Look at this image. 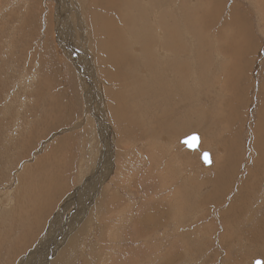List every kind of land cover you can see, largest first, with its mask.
I'll use <instances>...</instances> for the list:
<instances>
[{"label":"rangeland","instance_id":"1","mask_svg":"<svg viewBox=\"0 0 264 264\" xmlns=\"http://www.w3.org/2000/svg\"><path fill=\"white\" fill-rule=\"evenodd\" d=\"M114 1L120 8L128 0ZM135 1L127 3L131 7L123 14L117 6L114 9L106 5L105 0L0 1V264H228L226 257L220 254L223 249L211 245L208 250L203 248V252H197L198 245L193 246L188 237L184 239L177 233L184 231L187 236L195 231L201 236V227L207 220L211 225L214 219L216 222L230 221L236 212L240 216L246 213L249 205L251 215L255 206V216L244 220L254 221L248 226L257 227L264 234V190L261 187L264 167L255 173V178L248 175L254 165L252 141L258 121L261 122L259 129L264 131L262 100H259L262 85L264 94V0ZM136 5L140 13L133 11L137 9ZM159 10L166 13L162 15ZM126 14L130 16L126 18ZM125 18L133 19L129 31L132 36L136 31L138 37L134 38L145 36L156 42L158 28L168 25L175 29L177 41L183 44L181 52L185 56L180 54L185 69L181 80L186 89L181 92L182 89L169 87L168 91L172 90L173 94H169L166 104L168 94L161 97L149 92L146 60L137 59L143 66L135 74V68H129L131 75L116 62L117 71L122 69L118 74L122 75L119 80H110L108 72L114 61L110 57L109 62L102 59L103 53L107 52L99 37L103 31L100 23L115 27L122 22V26ZM229 18L231 25H226L222 31L224 20ZM144 21L148 23L146 29L143 27L146 33L141 37L139 22ZM217 30L222 31L224 37L220 33V40H225L228 46L249 49L243 59L240 57L237 61L235 57L229 59L230 55L221 56L219 50L220 55L215 52L217 43L220 46ZM65 33L69 34L67 45L70 49L62 45L65 39L61 38ZM167 35L164 38L169 39ZM204 44H207L205 49ZM137 47L130 49L132 55H137ZM201 48L205 51L209 48V53L203 54L206 59L199 54ZM121 55L127 61V52ZM152 55V61L157 60L158 53L153 50ZM131 62L135 67L132 59ZM222 62L230 65L229 71L223 72ZM158 76L164 82L168 80L169 85L176 82L173 75L166 80L162 73ZM122 77L130 82L125 79L120 82ZM127 93L131 94L130 98ZM235 95L243 104L233 115L236 119L229 115L224 103L225 100L232 102L233 98H229ZM156 97H160L162 106ZM207 99L215 105H210ZM153 102L158 103V107L166 106L160 109ZM117 109L121 110L120 114H115ZM219 115L222 117L215 118ZM202 116H206L205 122ZM15 118L19 120L16 122ZM6 122L12 127L7 125V128ZM6 131L15 134L9 136L13 145L10 140H5ZM190 133H198L200 137L195 150L187 149L178 141ZM24 139L26 150L24 146L22 152ZM259 144L264 146V140L260 139ZM202 151L209 152L210 164L212 159L214 162L218 159L226 175L233 173L231 184L225 182L227 176L210 174L213 166H205L200 161ZM94 177H98L97 185ZM248 181L253 185L245 188ZM240 182L243 184L238 185ZM45 186L51 188L47 190ZM216 187L231 195L233 193H226L231 187L233 192L244 190V195L238 198L236 194L221 202L217 200ZM86 189L90 194L97 189L92 203L85 200V193L80 194ZM205 196L202 205L206 208L198 207L205 211L195 213L198 201ZM232 199L234 216L225 213L228 212V201ZM180 209L182 215L178 213ZM203 213L213 214V218L206 215L200 218L204 219L202 222L198 217L190 216ZM148 215L157 219L155 225L148 226L151 222ZM139 218L143 220L137 222ZM177 218L183 226L176 229ZM186 218L188 222L184 221ZM246 226L234 222L231 225L234 233L236 227L243 230ZM79 228L81 230L77 231ZM176 230L179 231L175 233ZM221 236L225 240L226 235L218 233L219 247L223 240ZM154 244L157 248L153 251L150 247ZM181 246L186 251L178 253ZM210 255L214 261L208 258ZM256 255L255 258L264 264V255ZM244 259L242 264H250L249 258Z\"/></svg>","mask_w":264,"mask_h":264},{"label":"bare ground","instance_id":"2","mask_svg":"<svg viewBox=\"0 0 264 264\" xmlns=\"http://www.w3.org/2000/svg\"><path fill=\"white\" fill-rule=\"evenodd\" d=\"M1 2H2V0H0ZM74 1V0H73ZM121 1H124V0H120V2ZM136 1H138V0H136ZM136 1H135V3H136ZM140 1H142V0H139V2ZM145 1H147V0H145ZM0 2V3H1ZM78 2V1H77ZM105 2L107 3L106 5H108V6H112V8H114L115 9V7L117 6V4L116 3H114V2H116V1H114V0H105ZM133 2H134V0H133ZM138 2V3H139ZM147 2H150V0H148ZM4 3V2H3ZM127 3H129V4H131V0H128V1H125V5L123 6V7H120V8H118V6H117V9L118 10H121V14H123V12L125 11H127V13H128V11H129V8L131 7L130 5H128ZM137 3V4H138ZM141 3V2H140ZM143 3V2H142ZM156 3H160V2H156ZM185 3V2H184ZM65 4V3H64ZM127 4V5H126ZM151 3H149V5H150ZM25 5V4H24ZM135 5V4H134ZM134 5H132L133 7H134ZM138 5H140V4H138ZM138 5H136V8L137 9H133V11H136V12H139L138 11ZM146 5H147V3H146ZM149 5H148V7H149ZM156 5V4H155ZM1 6H3L2 4H1ZM144 7L143 9L145 10L146 8H145V6L143 5V4H141L140 5V7ZM152 6V5H151ZM163 6H165V5H163ZM153 7V6H152ZM155 7V6H154ZM158 7V6H157ZM176 7V6H175ZM181 7V6H180ZM72 8V7H71ZM132 9V8H131ZM140 9V8H139ZM142 9V8H141ZM140 9V10H141ZM142 9V10H143ZM157 8H155V9H153V10H156ZM159 9H161V7L159 8ZM181 9V8H180ZM1 10V9H0ZM142 10H141V12H142ZM162 10V9H161ZM161 10H159V13L161 12ZM165 10V9H164ZM163 10V11H164ZM162 11V12H163ZM147 12H148V8H147ZM150 12H151V10H150ZM165 12V11H164ZM164 12L163 13H160V14H162V15H164ZM133 13H135V12H133ZM133 13H130V14H133ZM140 13V12H139ZM156 13V12H155ZM158 13V14H159ZM166 13V12H165ZM16 14V13H15ZM130 14H128V16H130ZM142 14H144V12L142 13ZM146 14V13H145ZM159 14V15H160ZM62 15H64V13H62ZM139 14L137 13V16H138ZM157 15V14H156ZM166 15V14H165ZM127 16V14L125 15V17L127 18L128 17ZM134 16V15H133ZM135 16H136V14H135ZM134 16V17H135ZM141 16H143V15H141ZM170 16V15H169ZM140 17V16H139ZM144 17V16H143ZM125 18V19H126ZM130 18V17H129ZM129 18H128V20H129ZM131 18H133V17H131ZM141 18V17H140ZM163 18V17H162ZM125 19H123V20H125ZM135 19V21H136V17L134 18ZM139 19V18H138ZM164 20V22H165V18H163ZM232 19H233V17H232ZM127 19H126V21H123V25L125 24V26H121L120 24L122 23H120V20H119V22L118 23H120V24H117V25H119V26H112V25H110V26H108V25H106V23L103 25V24H101L100 23V25H101V28H102V30L103 31H101L102 32V35H100L99 37L100 38H102V40H101V44H103V47L102 48H104L105 47V50H106V52H107V54L106 53H103V55H102V59H106L105 61H107L108 59H109V57L111 58V60L112 61H114V64H113V67L111 66V70H110V72H108L109 73V77H110V80H115L116 78V80H119L120 79V77H121V75H119L120 74V71L122 70L121 68L120 69H118V70H120V71H117V66L118 65H116V62L118 63H120V67H123V70H127L128 69V74H130L131 75V72H129V68H132V69H134L135 71L133 72L134 74H135V72H136V70L137 69H139V67L141 66V68H142V61L141 60H139V61H137V59H142V60H146V62H145V65H146V69H145V67H144V69L146 70V73L148 74V78H149V82H147L148 84V88H149V92H150V94L152 93L153 94V96L154 95H156L157 94V96H161V95H165V94H168V96L166 95L165 97H167L166 99H165V104H166V102L168 101V99H169V94H171L172 92V90L171 91H168L169 90V87H170V89H176V90H178V89H182V91L181 92H183V82H182V77H183V74H182V71L185 69L184 67H185V62H184V60H183V56H181V54L183 55L184 53H182L183 51H182V46H183V44H182V42H179V41H177V36L175 35V29L174 28H172V27H170V28H172L171 29V31L169 30L170 28L168 27V25H165V26H161L160 25V23H159V25L161 26V28H158V27H160L159 25H157L158 27H156V28H158L159 29V31L156 33V35L158 34L159 35V37H158V40L156 41V42H154V41H152V39H151V41H150V38L148 39L147 37H142L143 35H144V33H146L145 32V29H146V25H147V23H146V21H144V22H139V24L141 25V28H142V34H140L141 35V37L143 38V39H139V38H134L135 36L136 37H138L137 36V34H136V31H134V33H133V36L131 35V33H132V31H129L130 30V27L133 25V24H131V21L133 20H129L128 21ZM142 20H143V18H142ZM141 20V21H142ZM61 21V20H60ZM108 21V20H107ZM138 21V20H137ZM225 21V23H224V26H223V30L222 31H224V28L226 27V25H231V18H229V19H226V20H224ZM65 21H63V23H64ZM125 22V23H124ZM152 22V21H151ZM215 22V21H214ZM109 23H110V20H109ZM150 23V22H149ZM158 23V22H157ZM179 23V22H178ZM166 24H168L167 22H166ZM176 24V23H175ZM233 24H236V21L233 23ZM113 25H115V24H113ZM149 25V24H148ZM150 25H152V24H150ZM155 25V24H154ZM171 25H172V23H171ZM171 25H169V26H171ZM174 25V24H173ZM204 25V24H203ZM73 26V25H72ZM121 26V27H120ZM118 27V28H117ZM139 27V26H138ZM143 27L145 28V29H143ZM153 27V26H152ZM167 28H168V31H167ZM207 28V27H206ZM140 29V28H139ZM153 29H155L154 27H153ZM121 30L122 32H119V31ZM124 30H127V31H124ZM150 30V29H149ZM192 30H194V29H192ZM140 31V30H139ZM146 31H148V30H146ZM206 31H207V29H206ZM218 31V30H217ZM222 31H218V33H217V35H216V37H218V40H219V43H220V46L218 45V43H217V48H216V46L214 45V47L216 48L215 49V52H218V50H219V52H220V54H221V56H224V55H227V56H229L230 58L229 59H232L233 57H235V59H237V61L239 60V58L241 57L242 59H243V57H244V55H245V53L247 52V51H249V49L248 48H244V47H239V48H234V47H230V46H228V44L227 43H225V40H220V38L221 37H219V36H223L224 37V34L222 33ZM125 32V33H124ZM138 32V31H137ZM153 32H155V30H153ZM152 32V33H153ZM163 33V34H162ZM176 33H178V32H176ZM220 33H221V35H220ZM100 34V33H99ZM155 34V33H154ZM162 34V35H161ZM166 34H168L167 36L169 37V39H166V38H164L165 37V35ZM66 35V36H65ZM149 35H150V33H149ZM148 35V36H149ZM209 35V34H208ZM167 37V38H168ZM61 39H65V42H62V45L65 47V48H68V49H70L69 48V46L67 45V41H68V39H69V34L68 33H65V34H63L62 35V38ZM175 39V40H174ZM214 39V38H213ZM126 40H129V42H127ZM164 40H165V43H164ZM159 41H161L160 42V45L158 44V42ZM210 42V41H209ZM217 42V41H216ZM165 44V45H164ZM98 45V44H97ZM136 45H138V47L136 48V52L137 53H135V54H137V55H134V53H133V55L135 56V57H132L133 55L130 53V49L131 48H133V47H135ZM159 45V46H158ZM205 45V47H204V49L207 47L206 45L207 44H204ZM210 45H211V42H210ZM209 44H208V46H210ZM238 45V44H237ZM166 46V47H165ZM99 47H101V45L99 46ZM120 47V48H119ZM171 48V50H169L168 51V49H164V48ZM211 47V46H210ZM209 47V48H210ZM119 48V49H118ZM209 48H208V50H209ZM212 48V49H211ZM210 48V50H212L213 51V47H211ZM99 49V48H98ZM155 49H157V51L155 50ZM71 50H73V49H71ZM119 50V51H118ZM154 50V53H158V58H157V60H155V61H152L153 60V55H152V51ZM172 50H174L173 51V53H170V51L172 52ZM205 51V50H203L202 48L199 50L200 51V56L201 55H203L204 54V52H208L209 53V51ZM182 51V52H181ZM185 51V50H184ZM199 51H197V52H199ZM127 52V55H128V59H127V61H126V59L121 55V53H126ZM219 52H218V54H219ZM181 53V54H180ZM211 53V52H210ZM213 54H214V52H213ZM217 54V55H218ZM219 54V55H220ZM98 55V54H97ZM132 55V56H131ZM143 55V56H142ZM171 55V58L169 57ZM205 55V54H204ZM203 55V56H204ZM217 55H216V58H217ZM247 55V54H246ZM146 56H150V58L148 59ZM184 56H185V54H184ZM199 56V55H198ZM210 56V55H209ZM226 56V57H227ZM167 57H169V59L168 60H166V58ZM172 57H174V58H172ZM206 56H204V57H202V58H205ZM182 58V59H181ZM201 58V59H202ZM78 58H76L75 59V61L77 60ZM99 59H100V57H99ZM116 59H117V61H116ZM131 59L133 60V62L135 63V67L131 64L132 62H131ZM200 58L198 59V60H201ZM206 59V58H205ZM220 59V58H219ZM241 60V59H240ZM78 61V60H77ZM104 61V60H103ZM110 61V60H109ZM109 61H107V62H109ZM212 61V60H211ZM227 61V60H226ZM242 62H243V60H241ZM106 62V63H107ZM127 62V63H126ZM142 62V63H141ZM204 62V61H203ZM200 63H202V61L200 62ZM230 63V62H229ZM244 63V62H243ZM77 64V63H76ZM79 64V63H78ZM126 64V65H125ZM222 64L223 65H221V67H222V69H223V72H226L227 70H228V67L230 66L229 64L228 65H226L225 64V62H222ZM107 65V64H106ZM124 65H125V67H124ZM235 65V64H234ZM233 65V66H234ZM108 66V65H107ZM195 66V65H194ZM233 66H231V67H233ZM77 67V66H76ZM109 67H110V65H109ZM210 67V66H209ZM235 67V66H234ZM119 68V67H118ZM141 68H140V70H141ZM132 69H130V70H132ZM195 69H196V67H195ZM208 69V68H207ZM234 69V68H233ZM48 70V69H47ZM209 70V69H208ZM230 70H232V69H230ZM80 71V70H79ZM206 71V70H205ZM229 71V70H228ZM124 72V71H123ZM236 72V71H235ZM119 73V74H118ZM126 73V72H125ZM140 73V72H139ZM142 73V72H141ZM159 73H162L163 74V76H165V80H166V78H168L170 75H173V76H171V77H175L176 78V82L175 83H172V84H170L169 85V81L167 80V82H164V80H162V77L161 76H158V74ZM190 73V72H189ZM208 73V72H207ZM228 73H233V72H228ZM78 74H79V72H78ZM211 74V73H210ZM108 75V74H107ZM227 75V74H226ZM242 75V74H241ZM123 76H124V74H123ZM126 76V75H125ZM133 76V75H132ZM157 76H158V78H157ZM205 76V75H204ZM208 76V75H207ZM238 76V75H237ZM119 77V78H118ZM238 77H240V76H238ZM122 79H123V81H122ZM124 79H125V77L123 78H121V80H120V82L122 81V83L123 82H125L127 79H125V81H124ZM170 79H172V78H170ZM231 79V78H230ZM234 79V78H233ZM232 79V80H233ZM239 79V78H238ZM130 82V80H127V82ZM159 81L161 82V85H162V87L160 88V86H159ZM228 81V80H227ZM226 81V82H227ZM118 82V81H117ZM128 82V83H129ZM194 82V81H193ZM232 82V81H231ZM233 82H234V80H233ZM237 82V81H236ZM157 85H156V84ZM221 83V82H220ZM229 83V82H228ZM124 84H126V83H124ZM124 84H123V86H124ZM232 84V83H231ZM234 84V83H233ZM232 84V85H233ZM122 84H120V86H121ZM128 85V84H127ZM126 85V86H127ZM200 85V84H199ZM119 86V87H120ZM123 86H122V88H123ZM159 86V87H158ZM166 86V87H165ZM212 86V85H211ZM217 86V85H216ZM119 87H117V88H119ZM218 87V86H217ZM230 88L232 87L231 85L229 86ZM116 88V87H115ZM125 88V87H124ZM127 88V87H126ZM227 88V87H226ZM186 89V88H185ZM184 89V90H185ZM119 90H122L123 91V89H119ZM125 90L126 89H124V92L123 93H125ZM165 90V91H164ZM114 92H115V90H113ZM116 91H118V90H116ZM161 91V92H160ZM262 91H263V85H262ZM262 91H260L261 93L259 94V97H260V101L262 100V103H261V107H262V110H261V113H262V115H263V118H264V106H263V103H264V94H262ZM159 92L160 93H163V94H159ZM204 92V91H203ZM120 93H121V91H120ZM148 93V92H147ZM178 93H180V92H178ZM208 93V92H207ZM126 94V93H125ZM130 94V93H129ZM128 93H127V95H128V97L130 98V95H129ZM150 94L149 95H147L148 97L150 96ZM159 94V95H158ZM173 94V93H172ZM241 94V93H240ZM184 95H186V94H184ZM228 95V94H227ZM234 95V94H233ZM239 95V94H238ZM99 96V95H98ZM208 96H209V94H208ZM231 96H232V94H231ZM128 97H126V99H128L129 101L131 100V99H129ZM162 97V96H161ZM171 97V96H170ZM203 97V96H202ZM215 97V96H214ZM32 98V97H31ZM100 98V97H99ZM155 98V97H154ZM156 98H159L160 99V97H156ZM173 97H171V99H172ZM233 98V100H232V102H230V103H228V101H230V100H225V102L224 103H226L225 104V108H226V111L227 112H229V115L231 116H233L234 115V113L235 114H237L236 113V111H237V109H240L241 110V105H243V104H241L240 103V98H239V96H237V95H235V96H233V97H231V98H229V99H232ZM134 99V98H133ZM210 99H212L213 100V98H210ZM209 99V100H210ZM149 100V99H148ZM157 100V99H156ZM155 99H154V101H156ZM167 100V101H166ZM206 100V99H205ZM211 100V101H212ZM220 100V99H219ZM133 101V100H132ZM132 101H130V102H132ZM150 101H153V99L151 100V98H150ZM159 102L161 101V99L160 100H158ZM158 101H156V102H158ZM164 101V100H163ZM162 101V102H163ZM171 101V100H170ZM207 101H208V99H207ZM227 101V102H226ZM129 102V103H130ZM209 102V101H208ZM207 102V103H208ZM213 102V101H212ZM215 102V101H214ZM91 103V102H90ZM152 103V102H151ZM150 103V104H151ZM154 104H151V106L152 105H154L155 107H158L160 104H161V106H162V103L160 102L159 103V105L157 106V104L155 103V102H153ZM211 102H209V104H210ZM216 103V102H215ZM217 103H219L218 101H217ZM224 103H222V104H224ZM134 104V103H133ZM136 104H138V103H136ZM140 104V103H139ZM165 104H163V105H165ZM178 104V103H177ZM212 104V103H211ZM210 104V105H211ZM167 105H169L168 103H167ZM212 105H215V104H212ZM216 105H218V104H216ZM221 105V104H220ZM134 106V105H133ZM136 106V105H135ZM148 106V105H147ZM154 106H153V108H154ZM160 106V107H161ZM166 106V105H165ZM165 106H163V107H158V108H160V109H163ZM139 107V106H138ZM172 107V106H171ZM201 107V106H200ZM199 107V108H200ZM209 107V106H208ZM132 108V107H131ZM142 108H143V105H142ZM149 108H150V106H149ZM152 108V109H153ZM157 108V109H158ZM170 108V107H169ZM140 109H141V106H140ZM202 109V108H201ZM201 109H200V111H201ZM204 109V108H203ZM211 109V108H210ZM134 110H136V109H134ZM147 110H149V109H147ZM205 110V109H204ZM203 110V111H204ZM7 112H9L8 110H6ZM138 112H139V110H137ZM136 111V112H137ZM149 111H151V110H149ZM163 111V110H162ZM164 111H168V110H164ZM182 111V110H181ZM185 112V111H184ZM219 112V111H218ZM117 113H121V110L119 109H117V111H115V114H117ZM144 113H147L146 111L144 112ZM201 113H202V111H201ZM22 114V113H21ZM136 114V113H135ZM138 114V116H139V113H137ZM206 114V113H205ZM13 115V114H12ZM19 115V114H18ZM216 115V114H215ZM217 115H218V113H217ZM221 115H223V113H221ZM221 115H219V116H217V117H215V118H217L218 119V117H222ZM11 116V115H10ZM142 116H145V115H142ZM163 116V115H162ZM208 116H210V114H208ZM228 116V115H227ZM12 117V116H11ZM147 117H149V116H147ZM155 116H153V118H154ZM235 119H236V116H233ZM239 117V116H238ZM13 118V117H12ZM206 118V116L205 117H203L202 116V120L205 122L207 119H205ZM212 118H213V116H212ZM211 117L209 118L208 117V119H212ZM219 118V119H220ZM262 118V119H263ZM16 119V118H15ZM17 120H19V118L18 119H16V122H17ZM24 120H25V118H24ZM24 120H22L23 122H24ZM26 120H27V118H26ZM25 120V121H26ZM30 120V119H29ZM152 120V119H151ZM202 120H200V122L202 121ZM213 120H216V119H213ZM240 120V119H239ZM238 120V121H239ZM12 121H13V119H12ZM209 121V120H208ZM223 121H226V119L225 120H223ZM19 122V121H18ZM28 122V121H27ZM27 122L25 123L26 125H27ZM32 122V121H31ZM210 122V121H209ZM237 122V121H236ZM7 123V122H6ZM9 123V122H8ZM8 123L6 124V127L8 128ZM14 123H15V121H14ZM22 123V122H21ZM183 123V122H182ZM223 123V122H222ZM221 123V124H222ZM8 125V126H7ZM12 125V124H11ZM17 125V124H16ZM18 125H19V123H18ZM25 125V127H27ZM236 125H239V124H236ZM261 125V122H257V126H256V128H255V131H254V138H253V148L255 149V159H254V165H253V167H252V169H249V172H248V175H249V177H250V174H251V176L253 175V177L255 178V173H258L260 170H262L263 169V167H264V146L263 145H261V144H259V140L260 139H263L264 140V131L263 130H261V129H259V126ZM22 126V125H21ZM21 126H19V127H21ZM31 126V125H30ZM9 127H12V126H9ZM182 127V126H181ZM23 128V127H22ZM32 128V127H31ZM4 128H2V130H3ZM11 129V128H10ZM163 129H164V127H163ZM1 130V131H2ZM17 130V129H16ZM32 130V129H31ZM5 131V130H4ZM10 132L12 131V130H9ZM20 131V130H19ZM27 131H28V129H27ZM33 131H35V130H33ZM8 131H6V133H5V140H10L9 139V136H13V135H15V134H13V135H11L9 132L7 133ZM13 132V131H12ZM15 132V131H14ZM31 132V131H30ZM29 132V133H30ZM261 132H263V133H261ZM16 133V132H15ZM19 133H21V131L19 132ZM22 133H23V131H22ZM2 134H3V132H2ZM17 134V133H16ZM26 134V133H25ZM190 134H192V133H190ZM198 134V133H197ZM19 135V134H18ZM28 135V134H27ZM188 135V134H187ZM198 136H199V134H198ZM21 137H22V135H21ZM12 138H14V137H11V139ZM177 138V137H176ZM181 139V138H180ZM180 139H178V141L180 140ZM11 141V143L10 144H12L13 145V140H10ZM9 141V142H10ZM9 142H8V144H9ZM16 142V141H15ZM14 142V143H15ZM5 143V142H4ZM3 143V144H4ZM28 143H30V142H28ZM7 144V143H6ZM16 144H17V142H16ZM16 144H15V147H16ZM7 146V145H6ZM24 146H25V150H26V140L24 139V141H23V146H22V152H24L23 151V149H24ZM10 147V146H9ZM16 149V148H15ZM18 149V148H17ZM171 149V148H170ZM21 152V151H20ZM25 154V153H24ZM208 154H209V152H208ZM201 155V154H200ZM48 157V156H47ZM47 164V163H46ZM203 165H205V166H208V165H210V163L209 164H203ZM26 166H24V168H25ZM43 167V166H42ZM31 168V167H30ZM34 168V167H33ZM35 168H36V166H35ZM49 169V168H48ZM21 170H23V169H21ZM27 170V169H26ZM19 172H21L20 170H19ZM47 172H48V170H47ZM24 173V172H23ZM26 173V172H25ZM19 174V173H18ZM39 174V173H38ZM21 175V174H20ZM35 175V174H34ZM40 175V174H39ZM42 175V174H41ZM41 175H40V177H41ZM32 176V175H31ZM102 176V175H101ZM17 177V176H16ZM21 177V176H20ZM29 177H30V175H29ZM94 178H96L97 179V181H96V185H97V182H98V177H94ZM94 178H93V180L91 181V182H93L94 181ZM18 180H19V178H18ZM239 180H240V177H239ZM251 180H252V178H251ZM15 182H16V180H15ZM19 182V181H18ZM252 181H248V185H247V183H245L244 184V186H245V188L247 187V186H252L253 184L251 183ZM17 183V182H16ZM26 183V182H25ZM34 183V182H33ZM263 183H264V181H263ZM261 184V187H263V185L264 184ZM17 184H19V183H17ZM90 184H92V183H90ZM242 185L243 183H239L238 185ZM14 186H17V188H18V185H14ZM13 186V187H14ZM48 186H50L49 184H48ZM90 186V185H89ZM173 185H171V187H172ZM12 187V186H11ZM46 187V186H45ZM174 187H175V185H174ZM47 188V187H46ZM49 188H51V187H48L47 188V190H49ZM242 188V187H241ZM248 188V187H247ZM58 189V188H57ZM88 189V188H87ZM87 189L84 191V192H80V194H82L81 196H83V194L85 193V200L86 201H88V202H90V203H92L93 201H94V196H95V194H96V191H97V189L94 191L95 193H88V191H90V190H88L87 191ZM172 189V188H171ZM12 190H13V188H12ZM60 190V189H59ZM174 190V192L176 191L175 189H173ZM181 190V189H180ZM216 190V189H215ZM264 190V189H263ZM93 191V190H92ZM178 193V192H177ZM176 194V193H175ZM178 195V194H177ZM246 195H247V193H246ZM237 196H241V193L240 192H237ZM80 197V196H79ZM83 197V198H84ZM82 198V197H81ZM174 199V198H173ZM12 200V199H11ZM202 200V199H201ZM244 200H245V198H244ZM14 201V200H13ZM23 202V201H22ZM87 202V203H88ZM180 202V201H179ZM179 202H178V204H179ZM203 202H204V200H203ZM247 202V201H246ZM24 204H25V202H24ZM188 204H190V203H188ZM199 204V203H198ZM197 204V205H198ZM191 205V204H190ZM189 205V206H190ZM90 206V204L88 205V207ZM250 207H251V205H249ZM167 207V206H166ZM166 207H163V208H166ZM176 207H178V206H175V208ZM180 207H181V205H180ZM191 207V209H192V206H190ZM189 207V208H190ZM92 207H89V213H91L92 212V209H91ZM160 208V207H159ZM182 208V207H181ZM185 208V207H184ZM194 208V207H193ZM196 208V207H195ZM20 209H21V207H20ZM186 209V208H185ZM197 209V208H196ZM233 209H234V206L232 207V204H230V205H228V207H227V211L228 212H225L227 215H230V216H233ZM152 210V209H151ZM226 209H224V211H225ZM166 211V210H165ZM192 211V210H191ZM148 213V212H147ZM176 213V212H175ZM178 213H180V215H182L181 213H182V211H181V209H180V211L178 210ZM190 213V212H189ZM74 214V213H73ZM150 214V213H149ZM78 215V214H77ZM175 215V214H174ZM179 214H177V215H175L176 217L177 216H180ZM249 215V214H248ZM250 215H251V212H250ZM190 216H191V214H190ZM249 217V216H248ZM83 218V217H82ZM148 218L150 219V223H149V225L148 226H153V225H155V222H154V220L156 221L157 219L153 216V215H148ZM12 220V219H11ZM19 220V219H18ZM143 220V218H139L138 220H137V222H141ZM73 221H76L74 218H73ZM77 222V221H76ZM228 222H230V221H227L226 223H228ZM222 223H224V222H222ZM221 223V224H222ZM224 225H225V223H224ZM224 225H223V227H224ZM228 225V224H227ZM226 225V226H227ZM231 225V224H230ZM225 226V228H226V230L223 228L221 231H222V233L224 234V235H226L225 236V239L227 238V239H231L232 238V235L234 234V230H233V228H232V230H233V234L231 235V237H230V234L231 233H228L227 232V228L228 227H226ZM229 226V225H228ZM81 227V226H80ZM113 227V226H112ZM176 227V226H175ZM143 228V227H142ZM230 228V227H229ZM228 228V230H230ZM238 230H239V228H237ZM245 229V228H244ZM247 229V228H246ZM79 230H81V228H79L77 231H79ZM110 230V229H109ZM157 230H158V228H157ZM241 230V229H240ZM239 230V231H240ZM176 231H178V230H176ZM237 230L235 229V232H236ZM249 231V230H248ZM194 232V234H192L193 235V239L192 240H195V237L197 236L196 235V233H195V231H193ZM238 232V231H237ZM243 232V231H242ZM251 232H253V231H250V233ZM260 232V231H259ZM261 233V232H260ZM185 234V233H184ZM243 234L244 233H242V235L241 234H239V235H241L242 237H243ZM153 235H154V233H153ZM189 235V234H188ZM192 235H190V236H187L188 238H191V236ZM235 235V234H234ZM245 235V237H246V240L248 239L247 237L248 236H246V233L244 234ZM254 235H259V234H254ZM182 236V235H181ZM195 236V237H194ZM255 236V237H256ZM186 237V238H187ZM242 237H240L239 239H241ZM253 237L254 236H252V239H253ZM260 237V236H259ZM224 237L223 236H221V239H223ZM147 239V238H146ZM233 239V238H232ZM256 239V238H255ZM242 240V239H241ZM250 240V239H249ZM262 240H263V237H262ZM240 241V240H239ZM73 242V244H75L76 243V241L75 240H73L72 241ZM242 242V241H241ZM248 242V241H247ZM249 243H250V241H249ZM248 244V243H247ZM251 244V243H250ZM250 244H249V246H250ZM155 246V244L153 245V246H151L150 247V249L151 250H155L157 247H154ZM169 247V246H168ZM242 247H245V246H242ZM185 248V247H184ZM261 248V247H260ZM178 249H180V248H178ZM169 250V249H168ZM181 250V249H180ZM183 250V249H182ZM254 250V249H253ZM148 251H149V248H148ZM157 251V250H156ZM158 252V251H157ZM181 252H183V251H181ZM255 252V250L253 251V253ZM258 252V251H257ZM87 254V253H86ZM85 254V255H86ZM227 254H229V253H227ZM254 255H256V253H254ZM264 255V254H263ZM153 261V260H152ZM260 260L258 259V260H256L253 264H260ZM153 263H155V262H153ZM132 264V263H131ZM164 264H166V263H164ZM168 264V263H167Z\"/></svg>","mask_w":264,"mask_h":264},{"label":"crops","instance_id":"3","mask_svg":"<svg viewBox=\"0 0 264 264\" xmlns=\"http://www.w3.org/2000/svg\"><path fill=\"white\" fill-rule=\"evenodd\" d=\"M200 138V137H199ZM179 142H181V139L179 140ZM184 144V143H183ZM184 146H185V144H184ZM187 148V147H186ZM187 149H189V148H187ZM197 149V148H196ZM191 150V149H190ZM193 150H195V149H193ZM202 152H204V151H202ZM201 152V153H202ZM207 152V151H206ZM208 156H209V154H208ZM200 161L203 163V161H202V158H201V155H200ZM209 163H210V156H209ZM208 163V164H209ZM204 164V163H203ZM210 165H212L213 167H212V169H211V171H210V174L211 175H213V177L214 176H216V177H218V176H227V178L225 179V182H227L228 184H231L230 182H231V178H232V176H233V173H229V174H227L226 175V173L227 172H224V168L222 167V165H221V162L218 160V159H216L215 160V162L213 161V159H212V161H211V164ZM215 167V168H214ZM212 177V178H213ZM233 185V189H234V184H232ZM236 186V185H235ZM229 188H230V186H229ZM236 188V187H235ZM215 190V189H214ZM235 190V189H234ZM213 191V190H212ZM211 191V192H212ZM241 191H243L244 192V190H241ZM253 191V190H252ZM251 191V192H252ZM211 192H208V193H211ZM216 194H217V197H218V199L217 200H219V201H223L224 199H228L229 200V198H231V197H233L234 195H236L237 194V192H233L232 191V187H231V189L229 190V191H226V193L227 192H229V193H233V195H231V194H225V192L223 191V190H221L219 187H216ZM238 192H240V191H238ZM243 192H240L241 193V196H237L238 198H241L244 194H243ZM209 194H208V198H209ZM207 197L205 196V197H202V200H204V199H206ZM202 200H200V201H198V203H201V205H196V207H197V209L195 208L194 209V211H195V213H199V211L200 210H202V211H205L204 209H201V208H198L199 206H203L202 204ZM251 201V200H250ZM197 203V202H196ZM225 203H227V200L225 201ZM236 203H237V201H236ZM230 204H232V207L234 206V200L232 199V200H230V201H228V205H230ZM227 205V206H228ZM204 208H206V206H203ZM209 208V207H208ZM249 208H250V206H249ZM249 208H248V210H247V212L246 213H244V214H242L241 216L238 214V212H236L235 214V216H234V214H233V219L232 220H230V222H228V223H226V222H224L225 223V225H224V223H222L221 221L220 222H216V220L214 219L213 220V225H211L210 224V221L209 220H207V223L205 222V223H203V225H204V227H201V229H202V231L200 232V234H201V236H199V235H197L196 237H195V240H190V238H189V241H191V244L194 246L195 244L196 245H198L197 247V249H195L197 252H199V251H201L202 250V252H203V248H204V250H208L210 247H211V245H212V247L213 246H216L217 248H221V249H223L222 251H221V256L223 255L224 257H226V259H225V261H227L228 262V264H242V260L245 258V257H248L249 258V260H248V263L250 262V264H253L256 260H258L259 258H255V257H258V255H254V253H256V254H259V253H261L262 255L264 254V246L263 247H261L260 245H264V234H262V233H259V231H258V229H257V227H251V226H248V225H251V224H253L254 223V221H249L248 222V220H244V218H247V219H251V218H253L254 216H255V206H254V208H253V214L252 215H250V213H249ZM225 209H226V207H225ZM206 211H208V209H206ZM234 213V212H233ZM249 214V215H248ZM207 214H205V213H203V214H200V215H198V216H196V215H191V216H195L196 218L198 217L199 219L200 218H203L204 216H206ZM249 216V217H248ZM170 217V216H169ZM173 217V216H172ZM175 217V216H174ZM207 217H211V219L213 218V214H208L207 215ZM196 218H193L192 220H195ZM178 219V218H177ZM183 219V218H182ZM191 220V221H192ZM202 222H203V220L204 219H200ZM184 221L185 222H188L187 221V218L186 219H184ZM243 223V224H246L247 226L245 227V229L243 228V230H240L241 228L240 227H236L235 229L236 230H238L237 228H239V230L240 231H238V232H235L234 234H233V232L231 231V225H232V223ZM222 223V224H221ZM175 224H176V229H177V227H181V226H183V225H181V219H178L176 222H175ZM229 226H228V225ZM231 224V225H230ZM218 225H220V227L218 226ZM223 225H224V227H223ZM227 225V226H226ZM225 226L226 227H230L229 229L230 230H228V228H227V232L228 233H231L230 234V237H231V235H232V238L229 240V239H223L222 240V245H221V247H219V244L217 243V241H218V233L219 232H222L221 230H222V227L226 230V228H225ZM214 228H215V230H214ZM247 228V229H246ZM181 230V229H180ZM220 230V231H219ZM249 230V231H248ZM179 231V230H178ZM178 231H176L175 233H177ZM243 231V232H242ZM250 231H253V232H251L250 233ZM207 233H209V236H207ZM242 233H246V236H248L247 238V240H246V237H245V235L243 234V237L241 236L242 235ZM189 234V235H188ZM239 234H241V235H239ZM254 234H259V235H254ZM177 235L178 236H180V237H182V238H184V239H186V237L187 236H190V235H192L191 233H187V236H186V234H184V231H179L178 233H177ZM182 235V236H181ZM207 236V237H206ZM252 236H254L253 237V239H252ZM256 236V237H255ZM260 236V237H259ZM240 237H242L241 239H239ZM262 237H263V240H262ZM213 238V239H212ZM256 238V239H255ZM250 239V240H249ZM240 240V241H239ZM201 241H203V244L201 243ZM225 241V242H224ZM242 241V242H241ZM248 241V242H247ZM249 241H250V243H249ZM223 242H224V244H223ZM248 243V244H247ZM250 244V246H251V248H248V246L247 245H249ZM233 246V247H232ZM242 246H245V247H242ZM261 247V248H260ZM180 249H178V253H180L181 251H183V252H185L186 251V248H184V247H179ZM183 249V250H182ZM255 250V252L253 253V251ZM258 251V252H257ZM213 253H214V251H213ZM227 253H229V254H227ZM198 254V253H197ZM252 257H254V258H252ZM208 258L211 260V261H214L213 260V258H211V255L210 256H208ZM248 258H245L244 260H246V259H248ZM260 258H262V257H260ZM263 259V258H262ZM251 260V261H250ZM260 260V259H259ZM261 261V260H260ZM193 264V263H192ZM207 264V263H206ZM260 264H263L262 263V261L260 262Z\"/></svg>","mask_w":264,"mask_h":264},{"label":"water","instance_id":"4","mask_svg":"<svg viewBox=\"0 0 264 264\" xmlns=\"http://www.w3.org/2000/svg\"><path fill=\"white\" fill-rule=\"evenodd\" d=\"M181 142L185 144V147L193 150V149H196L198 147L199 136L197 133H192V134L186 135L185 137L181 138ZM201 158H202V161L204 164L209 163L208 152H206V151L202 152ZM263 189H264V186H263Z\"/></svg>","mask_w":264,"mask_h":264}]
</instances>
